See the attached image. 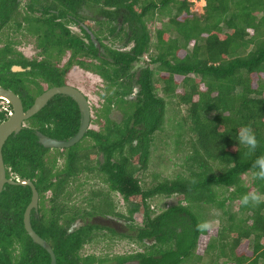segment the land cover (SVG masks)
<instances>
[{"label": "trees", "instance_id": "16d2710c", "mask_svg": "<svg viewBox=\"0 0 264 264\" xmlns=\"http://www.w3.org/2000/svg\"><path fill=\"white\" fill-rule=\"evenodd\" d=\"M203 2L199 15L189 10V0H25L22 7L17 0H0V35L6 31L0 46V87L16 94L23 110L46 89L65 85V70L71 66L104 84L102 105L90 117L97 129L88 127L73 146L45 149L38 143L37 133L65 141L78 129L76 104L55 95L1 148L5 177L27 179L37 192L30 226L51 248L55 264H191L200 259L195 250L198 237L205 234L196 228L203 221L202 211L225 214L224 206L233 203L235 213L220 221L205 256L211 259V251H216L223 264H264V202L239 204L250 189L264 193V181H253L250 171L254 160L264 155V0ZM166 10L172 13L167 25L155 29L151 43L145 21ZM66 23L75 25L80 35L71 33ZM12 32L33 36L47 58L64 52L68 56L61 66L49 59L26 60L14 51L15 42L8 37ZM117 39L118 46L104 43ZM12 66L23 71L12 72ZM164 97L186 106L176 136L184 130L192 135L190 159L199 171L191 172L189 179L142 188L135 172L146 168L153 136L163 128ZM3 108L0 122L6 119ZM112 110L120 115L118 121L110 117ZM244 125L251 126L259 142L248 155L237 138ZM85 139L92 144L82 148ZM50 151L65 152L61 169L55 168V156L47 157ZM208 162L218 171L211 173ZM81 174L99 177L106 190L89 191L81 199L84 207L78 208L67 203V189H79ZM245 175L250 176L248 185L242 182ZM111 193L124 203L125 215L115 210ZM156 196H176L178 201L153 214L149 200ZM29 199V187L3 185L0 264H49L48 254L23 230ZM136 213L141 223L133 235L91 223L69 227L94 216L128 224ZM104 229L110 237L137 242L145 250L109 262L81 257L82 246L99 238L94 231Z\"/></svg>", "mask_w": 264, "mask_h": 264}, {"label": "rangeland", "instance_id": "374dc122", "mask_svg": "<svg viewBox=\"0 0 264 264\" xmlns=\"http://www.w3.org/2000/svg\"><path fill=\"white\" fill-rule=\"evenodd\" d=\"M25 0H20L21 5H23ZM190 3V11L196 14L202 13V7L204 2L202 0H189ZM20 5V7H22ZM23 9H19L21 12ZM171 11L166 10L162 11L159 15H154L153 18L146 20V25L151 34V43L154 42V31L156 28L159 27H166L167 25V18L171 16ZM92 15V14H91ZM91 25L92 30H97L95 23H92L91 20L88 21ZM66 27L71 31V33L80 35L77 27L73 24L66 23ZM13 42H15L14 50L15 52L19 53L24 59L26 60H50L52 64H57L61 66V64L65 61L68 52L63 53L55 58H47L46 55L41 53V50L38 49L35 45V40L33 36H27V34L21 33H8ZM102 37L105 39L106 33H101ZM6 37V31L2 32L0 35V46L3 40ZM122 38V36H121ZM120 38V39H121ZM120 39L113 40H104L105 44L112 43L115 46L119 45ZM130 46V45H129ZM54 56V55H53ZM57 61V62H56ZM142 61L147 63V57H143ZM143 63H139L135 66L138 68ZM134 68V69H135ZM64 80L67 85L77 88L81 91L88 102L90 117L94 115V108H99L102 105L103 99V82L92 73L82 70L76 66H71L67 70H65ZM38 83L41 81L37 80ZM43 85V84H42ZM160 86V85H159ZM31 88V86H29ZM33 89V88H31ZM179 89V88H178ZM105 93V92H104ZM107 94V92H106ZM161 95V93H159ZM165 112H164V119H163V128L160 132H157L153 136V140L151 143L149 159L144 170H138L135 172V177L139 181V184L142 188H149L154 184L164 182V181H171L176 178H184L189 179V175L191 172H198L197 164L191 161L190 157L192 156L190 141L192 139V135H189L184 130L180 134L176 136L178 133L177 131V123L180 121L182 117L185 115V105H177L176 98H165ZM0 107H5V103L0 101ZM93 111L91 112V109ZM110 117L118 121L120 119V115L112 110L110 113ZM91 121L94 120V117L90 118ZM89 128L97 129L95 125H93V121L90 122ZM26 125V124H25ZM92 142L88 139H85L81 143L82 148H87L88 145H91ZM48 156H55V168L61 169L64 164L65 152L60 151H50L47 154ZM207 167L211 173H215L217 170V166L212 164L211 162L207 163ZM134 168H138L137 164H134ZM250 181V176L245 175L242 177L243 185H248ZM78 182L81 183L79 189L71 188L67 189L71 193L69 197V201L67 202L69 205H74L78 208H83L82 200L88 196L89 191L95 190H106V185L100 181L99 177H92L86 174H81L78 178ZM252 191V189H250ZM110 200L113 202L114 208L116 211L120 212L121 214L125 215V205L120 200L119 196L116 194H112L109 196ZM178 199L176 196L170 197H163V196H156L149 200V210L152 211L153 214L158 213L159 211L165 209L168 206L175 205ZM236 203L231 204L230 206L225 205L223 211L226 212L225 214L218 211L219 215H216L214 210H207L204 212L202 211V217L204 220H219V225L215 227L211 231H206L204 235H200L197 240V247L195 250V254L199 257V260L192 259L191 264H223V260L217 258V252L214 251L211 255L212 258H207L204 254L205 246L208 242L209 238L215 236L217 229L221 225L220 221L225 222L228 214H234L236 211ZM93 218V219H92ZM120 222V221H119ZM82 223H91L106 226L108 223L106 220L99 218L98 216H94L91 218L83 219ZM141 223V215L136 213L133 215V221L125 223L124 221L121 222V225H118L119 231L122 230L123 233L133 235L132 230L136 227H139ZM110 226V225H109ZM95 236L99 238H95L92 240L91 243L85 244L79 251V255L83 256H92L94 258H102L104 261H111L115 257H123L129 254H133L136 252H142L145 250L143 246L138 244L137 242H133L131 240L122 239L118 237H110L109 232L104 230L94 231ZM148 245V244H147ZM249 254L248 251H245Z\"/></svg>", "mask_w": 264, "mask_h": 264}, {"label": "water", "instance_id": "95a60500", "mask_svg": "<svg viewBox=\"0 0 264 264\" xmlns=\"http://www.w3.org/2000/svg\"><path fill=\"white\" fill-rule=\"evenodd\" d=\"M10 70L12 72L23 71V69L18 66H13ZM55 95H63L70 98L76 104L80 114L79 126L76 133L65 141L52 139L37 133L38 143L43 148L61 150L69 148L79 142L89 127V105L83 94L77 88L69 85L50 87L36 96L32 101V104L26 110H23L19 97L12 91L0 87V99L5 100L11 108V114L8 115L4 121L0 122V192L2 191L4 184L29 187L30 199L22 214L23 230L33 244L38 245L48 254L49 264H55L53 252L49 245L33 232L30 226V212H36L37 208V192L31 182L27 179L12 180L5 177L1 148L9 135L17 134L22 129L24 121L36 114L46 102Z\"/></svg>", "mask_w": 264, "mask_h": 264}, {"label": "clouds", "instance_id": "9594fccd", "mask_svg": "<svg viewBox=\"0 0 264 264\" xmlns=\"http://www.w3.org/2000/svg\"><path fill=\"white\" fill-rule=\"evenodd\" d=\"M237 138L239 143L247 148L248 151L246 155L255 152L256 148L258 147L259 142L251 126L248 125L241 126L238 130ZM250 171H251V179L253 181L255 180L264 181V155H260L254 160L252 169ZM262 202H264V193L260 192L259 190L249 191L243 194L239 199V204L244 207H247L250 204L253 206H258ZM215 214L219 215L218 212H216ZM218 225H219L218 219L204 220L198 223L196 228L197 231L199 232H206L213 230Z\"/></svg>", "mask_w": 264, "mask_h": 264}, {"label": "flooded vegetation", "instance_id": "af4514ba", "mask_svg": "<svg viewBox=\"0 0 264 264\" xmlns=\"http://www.w3.org/2000/svg\"><path fill=\"white\" fill-rule=\"evenodd\" d=\"M19 3H20V0H17ZM24 3H25V1H24ZM23 3V4H24ZM20 5H21V3H20ZM89 21V20H88ZM87 32L88 33H90V31H88L87 30ZM91 34V33H90ZM15 51V50H14ZM42 53V52H41ZM64 53H66V52H64ZM43 54V53H42ZM67 54V56H68V53H66ZM67 58V57H66ZM66 60V59H65ZM13 67V66H12ZM11 67V68H12ZM66 83V82H65ZM65 85H67V84H65ZM63 86V85H62ZM70 86V85H69ZM81 92V91H80ZM82 93V92H81ZM83 94V93H82ZM83 96L85 97V95L83 94ZM85 99H86V97H85ZM1 100V99H0ZM87 100V99H86ZM2 102H4L5 103V107L3 108L6 112H9V115L11 114V108H10V110H8V109H6L9 105H8V103L5 101V100H1ZM10 107V106H9ZM7 113H6V118H7ZM99 218H102L103 220L105 219L106 220V222L108 223L105 227H107V228H109V229H111V230H113L114 232H116V233H123V231L122 230H120L119 231V229L117 228L118 227V225L120 226L121 225V222L123 221V219H120V218H116V217H99ZM84 219H87V218H84ZM93 219V218H92ZM120 221V222H119ZM82 222H80V221H78L77 223H72L69 227H70V229L71 228H75V227H78L80 224H81ZM110 225V226H109ZM102 226V225H101Z\"/></svg>", "mask_w": 264, "mask_h": 264}, {"label": "built area", "instance_id": "2783aa9c", "mask_svg": "<svg viewBox=\"0 0 264 264\" xmlns=\"http://www.w3.org/2000/svg\"><path fill=\"white\" fill-rule=\"evenodd\" d=\"M7 115H9V112H7Z\"/></svg>", "mask_w": 264, "mask_h": 264}]
</instances>
